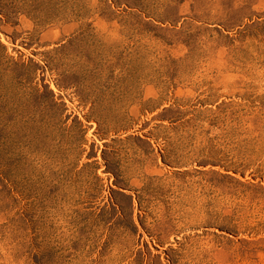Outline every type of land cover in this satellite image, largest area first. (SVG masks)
<instances>
[{
	"label": "rangeland",
	"instance_id": "rangeland-1",
	"mask_svg": "<svg viewBox=\"0 0 264 264\" xmlns=\"http://www.w3.org/2000/svg\"><path fill=\"white\" fill-rule=\"evenodd\" d=\"M0 264H264V0H0Z\"/></svg>",
	"mask_w": 264,
	"mask_h": 264
}]
</instances>
